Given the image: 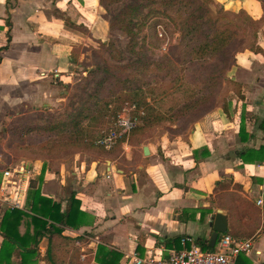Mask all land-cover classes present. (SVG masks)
<instances>
[{
    "label": "crops",
    "instance_id": "1",
    "mask_svg": "<svg viewBox=\"0 0 264 264\" xmlns=\"http://www.w3.org/2000/svg\"><path fill=\"white\" fill-rule=\"evenodd\" d=\"M212 1L224 12H244L259 21L255 50L238 53L229 72L241 85L243 100L234 94L226 111L211 110L185 137L161 136L153 142L144 136L129 142L128 137L107 154L78 153L58 163L34 159L16 165L0 155V218L4 209L13 208L11 190L1 189L3 172L10 170L24 195L20 210L30 180L63 210L74 193L86 223L63 235L81 237L76 247L87 251L94 264L99 245L119 253V264H131L130 256L146 258L165 247L164 240L188 237L208 244L217 210L226 214L227 231L240 236L235 239L252 240V251L236 263L264 264V163L237 157L264 145V0ZM106 18L98 0H0V131L10 112L65 100L63 86L72 81L68 72L76 59L91 44L108 41ZM21 164L26 170L16 176ZM225 181L229 189L215 192V184ZM46 246V238L41 239V257Z\"/></svg>",
    "mask_w": 264,
    "mask_h": 264
},
{
    "label": "trees",
    "instance_id": "2",
    "mask_svg": "<svg viewBox=\"0 0 264 264\" xmlns=\"http://www.w3.org/2000/svg\"><path fill=\"white\" fill-rule=\"evenodd\" d=\"M98 1L105 10L118 4L124 6L115 21L108 22L109 35L112 29H117L127 37V50L135 44L138 21H150L148 26L152 33H155L157 26L166 28L172 23L179 34L175 50L177 66L174 67L170 59L146 61L139 57L135 63L124 62L122 55L109 41L106 44L99 43L100 47L114 54L112 59L116 63L93 71L101 72V76L80 108L77 111H63L58 120H50L47 115L44 124L33 127L25 124L16 132V135L25 133L28 136L34 135L35 139L42 138L41 142H30L32 147L38 149L35 153L38 156H34V159L48 157L44 159L58 163L55 158L49 157L61 154L59 150L65 151L67 146L74 149L71 156L78 153H109L112 150L105 151L98 142L114 130L118 115L130 107L143 110L144 115L141 117V125L129 134V142L162 124H179L187 115L208 106L223 82L229 84L230 90L243 100L241 85L230 78L229 72L235 66L238 53L255 50L259 21L244 12H224L212 0ZM136 65L140 66V70L132 71ZM141 71L147 73L144 79L139 78ZM93 74L91 72L89 76ZM219 107L223 111L227 110L224 102ZM23 115H20V119H23ZM260 127L264 129V120ZM244 131L241 122V139ZM123 141L118 140L114 147L120 146ZM237 157L243 163H264V145L257 150L238 152ZM37 179L40 183L42 175ZM228 183H216L215 192L228 190ZM25 204L23 210L4 209L0 218V264H37L39 260L46 264H83L80 261V250L75 245L81 237L63 235L65 229L77 230L86 223V215L80 211V203L74 193L63 210L61 204L41 195L36 181L30 180ZM224 235L240 237L231 229ZM43 238H46L47 246L41 257L39 243ZM180 239L177 237L162 243L167 249H179ZM196 244L203 250H209L207 243ZM94 260L96 264H119L121 255L99 245Z\"/></svg>",
    "mask_w": 264,
    "mask_h": 264
},
{
    "label": "rangeland",
    "instance_id": "3",
    "mask_svg": "<svg viewBox=\"0 0 264 264\" xmlns=\"http://www.w3.org/2000/svg\"><path fill=\"white\" fill-rule=\"evenodd\" d=\"M123 8L124 6L122 4H118L107 10L104 9L106 17H108L106 19L108 21H115L118 13L121 12ZM212 8L213 10L215 9L213 6ZM149 23L150 21L147 23L146 19L138 21L137 27H135L137 34L135 44H133L134 46L128 50L127 37L121 34L117 29H112L108 41L115 50L119 51L124 62L133 61V63H135L139 57L146 59V61L170 59V63L176 67L177 59L175 57V50L179 43V34L176 33L175 27L172 23H169L166 28L164 26H157L155 33H152L148 26ZM108 41L103 44L108 43ZM113 55L114 54H111L106 48L100 47L99 44H91L88 48H85L83 55L76 59L75 65L73 64L68 72L72 77V81L68 85L63 86V91L65 92L64 101L51 107H41L38 110L30 108V106H23L17 113L10 112L5 121L3 120L0 131V155L2 159L10 164L13 160L17 165L20 161L29 162L31 159L36 158L34 156H38L35 154L38 152V149L32 147L30 142H41L42 138L37 137L35 139L34 135L29 134L28 136L25 133L21 135L18 134V136L16 135V132H19L25 124H28L30 127L44 124L43 122L47 115L50 116V120H58L63 111H77L82 105L84 99H86L87 94L94 87L95 82L101 76V72L93 71L96 69H103L109 64L116 63L115 60L112 59ZM139 68L140 66L136 65L131 70L135 71ZM91 72L92 74H95L89 76ZM146 76L147 73L145 71H141V73L139 72L140 79H144ZM233 95L234 93L230 90L229 84L223 82L212 102L213 104L210 103L203 109L187 115L179 124L165 123L147 131L148 133L146 132V135L142 134L139 136L150 138V142H153L154 139L161 136L168 139L185 137L197 121L211 110L221 106L223 102L227 104L228 99H231V96ZM147 102L151 104L149 99H147ZM32 110H35L36 112H33ZM133 113L140 116L141 125V117L144 115L143 110L134 108ZM22 114H24L22 117L23 119H20V115ZM85 124L86 122L83 123V125ZM72 148L73 147L67 146L65 151L59 150L61 154L53 157L50 156L49 158H55L54 160L57 162L63 159H68L73 153L72 150L74 149ZM44 158L48 157H42V159ZM1 168L3 169L4 167ZM12 168L14 169L16 166L13 165ZM255 217L257 216L253 213V218Z\"/></svg>",
    "mask_w": 264,
    "mask_h": 264
},
{
    "label": "built area",
    "instance_id": "4",
    "mask_svg": "<svg viewBox=\"0 0 264 264\" xmlns=\"http://www.w3.org/2000/svg\"><path fill=\"white\" fill-rule=\"evenodd\" d=\"M133 109L134 107L129 110H123L115 121L114 130L100 139L98 144L105 151H110L120 139L126 142L129 134L140 125V116L135 115ZM25 170V165L21 164L14 174L24 173ZM4 188L11 190V204L13 208L18 209V207H21L24 195L21 193L16 179L10 170L3 172L1 189ZM256 204L261 205V200H257ZM81 245L80 242H76V246L81 247ZM251 251V239L239 240L222 235L216 240L213 249L203 250L191 238L183 237L180 239L179 249H166L162 245L157 251L147 254L146 258L132 255L130 256V261L131 264H237L236 259L239 255H248ZM163 252L166 253L165 257ZM86 253L87 251L82 250L80 261L83 264H94L93 260L87 262Z\"/></svg>",
    "mask_w": 264,
    "mask_h": 264
},
{
    "label": "water",
    "instance_id": "5",
    "mask_svg": "<svg viewBox=\"0 0 264 264\" xmlns=\"http://www.w3.org/2000/svg\"><path fill=\"white\" fill-rule=\"evenodd\" d=\"M143 153L147 154L148 150L146 147L143 148ZM211 235L208 242V248L213 249L216 240L218 239L219 235H224L227 233V218L226 214L222 210H217L216 214L211 219Z\"/></svg>",
    "mask_w": 264,
    "mask_h": 264
}]
</instances>
